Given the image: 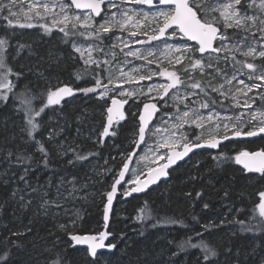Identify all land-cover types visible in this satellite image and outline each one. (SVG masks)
<instances>
[{
	"label": "trees",
	"instance_id": "16d2710c",
	"mask_svg": "<svg viewBox=\"0 0 264 264\" xmlns=\"http://www.w3.org/2000/svg\"><path fill=\"white\" fill-rule=\"evenodd\" d=\"M57 32L48 36L40 34L41 37L11 35L6 39L7 64L14 73L21 74L8 76L14 85L13 92H26L35 110L38 99L45 98L49 87L65 84L80 91L95 86L96 79L104 81L102 66H83L79 56L70 49L73 37L69 34L60 39ZM95 41L107 46L106 39ZM20 45L24 47L19 48ZM255 63L263 62L256 60ZM208 71L212 69L206 68L203 74L195 73L192 79L185 80V85L189 89L194 80L200 81L207 96L199 89L196 91L202 103L209 104L206 109H221L225 104L208 87ZM8 95L6 102L0 100V256L9 253L7 264H204L200 248L189 246L181 250L178 247L189 238L193 244L202 239L217 250L218 257L212 264H264V219L257 207L259 193L264 192V173L247 174L234 160L238 151H264V138L229 142L216 153L199 152L145 195L125 202L118 199L109 226L115 251L91 259L83 249H74L68 236L71 233L96 234L103 225L105 195L124 163L120 156L133 149L131 141L135 139L138 114L132 115L131 101H128L126 119L114 126L106 141L100 138L92 142L104 127L106 109L94 94L81 93L54 105L51 110L45 109L37 118L40 127L33 135L45 142L49 163L45 167L42 162H33L26 177L29 186H26L19 180L25 166L10 163L7 151L32 154L34 161H41L42 156L27 133L11 125L12 115L8 109L19 105V101L12 93ZM142 104L143 100H139L135 107L141 108ZM49 115H54L58 123L52 122V125ZM17 119L18 126L24 128L23 112H19ZM51 126L55 139L49 141L47 133ZM57 126L58 134L54 130ZM252 128L248 125L243 132ZM186 133L190 141L198 142L192 128H187ZM61 142L63 147H60ZM76 154L87 158L78 160ZM213 157H221L222 162L218 164ZM11 159L15 161V155ZM13 165L19 170L11 171L9 168ZM61 177L65 187L70 177L77 185L87 184V178L91 182L87 185L89 189L83 191V198L68 201L81 212L71 227L64 220L63 207L66 206L63 202H57L59 207L49 206L47 212L41 208L43 193L47 192V199L53 201V190ZM32 188L39 190L33 192ZM141 210L146 215L138 220ZM197 233L202 236L198 237Z\"/></svg>",
	"mask_w": 264,
	"mask_h": 264
},
{
	"label": "snow or ice",
	"instance_id": "6c2138e0",
	"mask_svg": "<svg viewBox=\"0 0 264 264\" xmlns=\"http://www.w3.org/2000/svg\"><path fill=\"white\" fill-rule=\"evenodd\" d=\"M16 0H9L7 5L0 3V12L4 10V8L8 9V16L3 17L4 19L8 20L9 25L13 23L11 17L15 16L16 13L12 11V5L15 4ZM129 3L137 4V5H154V0H127ZM108 6L110 7H119L116 5L113 0H107ZM217 7L209 9V12H218V16L211 15L210 18L207 15H198L199 13L205 12L203 8L202 2H198V0H156L155 7L158 9L155 12H152L151 18L152 21L155 22L156 28L152 29L153 34L148 36L147 41L145 40H137L136 43L146 44L150 41H158L162 37L168 38H177L179 37L181 40L187 38V41H194L198 47L185 43L180 45H172L167 44L165 41V55L171 52L180 53L179 56L175 57V63L180 64L183 60L187 59L189 64L186 66L185 70H199L202 74L204 73L206 68L214 69V71L221 75L224 79V82L228 85H231L233 80H237L239 75H247L249 79H256L264 82V63L257 64L255 61L259 58L264 60V0H227L225 3H220L219 0H216ZM105 4V0H71V4L62 3L60 4L61 11L65 12L66 9L74 6L76 9H89L90 13L83 16L81 19L80 16L70 17L66 12L63 18L58 21V23L65 24L74 19L75 22L72 23V28L77 29V25L81 28H84L85 31L79 32L80 36H85L86 38H95L97 40L100 39V33H107L111 30L113 26H119L121 28L124 27V24L128 23L129 21L133 20V17L136 16L137 10L132 9L131 14L128 12L121 11L120 15L123 16L125 19L123 21L116 20L115 17L117 13H112V21H106L105 24H101L95 31L91 29L94 27L90 23L92 19V14L100 15L101 14V5ZM159 5H165V8H159ZM47 5H44L45 10H47ZM245 8L248 9H256L258 10L255 14L249 15ZM195 9V10H194ZM144 18H148V13H144ZM221 22L223 23V30L220 28ZM24 25H21L23 27ZM31 26V25H28ZM228 29H236L237 31L232 32L231 34L228 32ZM171 30V31H169ZM60 31L64 32L65 36H68L69 33L65 31V28H61ZM75 34V33H73ZM143 35H147L146 32L142 33ZM132 36H136V32L131 33ZM250 41V42H249ZM6 45L7 40L0 38V100L7 101L9 99V93H12L13 97L19 101V105L17 106V112H23L24 114V121L25 127L21 129V131H25L29 138L30 142L35 143L36 151L41 153L42 160L41 161H34V157L32 154L25 155L23 152L13 153L10 149L7 151L6 158L9 160L10 163H16L18 165H24L23 172L19 177L20 181H23L26 186L28 185V181L26 179L28 172L30 170L31 164L33 162L36 163H43L45 167L48 166L49 163V150L45 145V142L41 139H36L33 135L34 132L40 127L39 122L37 121V117L41 116V113L45 111V108L59 104L61 99L64 96H71L73 94V89L69 87H61L56 89L55 91H49L47 95V103L39 108V110H35L32 107V98L26 92L21 93H14L13 92V82L8 79L10 74L14 75H21L20 73H14L12 68L8 66L6 57ZM116 45H113L115 47ZM24 45H20L19 48H23ZM124 47H129L127 43H124ZM75 51L80 53L81 58L86 66H91L95 64L97 68L101 67V64H107L109 61H98L93 57L94 51H102L99 46H92L89 45L87 49H82L74 45ZM19 52V49L17 50ZM123 51V48L121 49ZM189 52L195 53L199 52L201 54L200 58H195L193 56L187 55ZM208 54V59L205 60L204 54ZM216 53L217 55L214 57L216 64L213 63L212 54ZM85 54H87V58L84 59ZM237 54L239 56L244 57V59H238ZM107 55V53H105ZM115 55V53H113ZM148 56H152L153 53L148 51ZM125 56L135 57L137 59H147L139 50H129L125 53ZM223 60L225 64H231L234 72L233 75L229 78L223 72V70L218 67L219 61ZM149 64L152 63L151 60L147 61ZM245 69L248 71L245 72ZM136 71V70H133ZM87 72V67L85 69ZM259 73V74H257ZM160 75L167 76V78L171 81L168 84H162L158 87L163 90L164 94L169 92V89L175 88L178 84L183 83L180 78L177 76L175 72H167L162 71L159 73ZM121 75H127L126 73L121 72ZM157 75V73L153 72L151 75H139V80H150L152 76ZM79 77V74L77 76ZM135 77L128 76L126 82L131 83ZM189 79H192L189 77ZM109 83H112L111 78L109 79ZM237 83L242 85L241 88H237L236 91L243 92L244 96L248 95V92H251L253 88L261 87L260 84L254 85H247L243 80H237ZM208 87H211L212 91L219 92L221 95H227L225 92L222 91L224 85L212 86L210 82H207ZM103 87L104 91L99 93V97L103 99L107 96L108 92L111 89L108 88L107 85H102L100 79H96L95 87H88L80 89L85 94L88 93H95L97 88ZM192 89H199L201 93H204L207 96V92L205 91L204 86L200 81H193L190 84ZM246 88L247 91H243ZM154 89L149 87L148 91L152 92ZM121 96L133 95L132 92H120ZM192 95H196L195 92ZM163 98V96H161ZM262 101H264V96L260 97ZM213 104L215 101H211ZM254 102V101H253ZM127 103L126 100H118L112 98L111 106L107 107V125L104 126L103 132L101 133V137L109 135V130L111 125L113 124L116 118L123 119V113L121 112V108L123 105ZM209 104L207 102L201 103V108H207ZM245 107L250 108L251 104L248 101H245ZM144 112L140 114V121L141 125L139 128V141L136 143L139 145L140 142L144 140L145 137V130L148 124V120L150 119L153 112L157 110V106L154 103H145L144 104ZM264 115V113H262ZM194 117V118H193ZM181 125L187 120H191L192 123H197V121L201 120L202 117L196 114V111L193 110L190 114L189 111H184L182 113ZM213 119L212 115L208 116V120L211 121ZM237 121H239L240 117H235ZM253 119L255 116L253 115ZM198 126H202L199 125ZM228 125H225L227 128ZM260 132H264V126L259 128ZM247 136H255L257 134L256 131H248L246 133H242L241 131L237 130L234 132L235 136L241 135ZM55 139V134L50 132L48 136V140L52 141ZM199 139V138H197ZM227 139V137H225ZM209 148L215 149L219 144V140L215 137H211L205 141ZM175 146V141L169 143L164 142L160 144V147L164 148H172ZM203 145L200 143H183V151L182 152H173L170 154L167 159L168 163L163 165L158 171H153L150 169L149 171V179L147 183H142L137 178L134 181H130L129 183H135L136 186L131 188L128 191L124 192V196H130L132 193L140 192L143 190L144 187H147V184L154 183L158 180L161 176L167 175L165 169L168 168L170 165L175 164L177 160L182 159L184 156L188 155L189 152L193 150V148H200ZM60 147H63V142H61ZM74 151V150H73ZM66 154V153H65ZM15 155V161H12V157ZM87 157L81 156L76 154V159L83 160ZM131 155H129L128 159H131ZM215 160L218 161V164L222 162L221 157H213ZM235 163L238 165H242L244 170L247 172L253 173H264V151L249 153L247 151H241L234 157ZM69 163H73L72 160H69ZM128 170V164L125 163L123 169L119 172L118 178L115 179V182L111 186V191L107 192V204L104 207V220L105 222L108 221L109 218V210L113 202V198L117 193V185L121 184V181L125 177V172ZM6 182V181H5ZM38 188H32L33 192L38 191ZM75 191V187L69 192V196L72 195V192ZM16 195V192H13V196ZM44 196H47V192L43 193ZM197 196H200V193H197ZM260 203L258 204L259 214L260 216L264 217V192L259 193ZM23 196H21V200H23ZM30 203V201H29ZM55 205L59 207L60 205L56 201H50L48 199H44L43 203L41 204V208L47 212L48 207ZM205 208L208 207L207 204L204 205ZM144 210H141V215L138 216L136 219L141 220L145 218ZM170 223H175V221H168ZM241 225L243 226V222L240 221ZM64 226L61 225V228ZM107 227V223L105 224ZM248 230V229H244ZM109 233L107 232H100L98 236H79V235H72L71 239L76 244H86L88 246L89 255L95 258L98 255L97 250L105 248L106 245L104 241L107 239ZM198 237L202 236V233L196 234ZM191 239L189 238L186 241H183L178 247L183 250L185 247H193V248H200L203 253V262L204 264H212L213 259L218 257V252L215 248L209 246L206 242L202 239L199 243H191ZM107 247L112 249L115 247L113 244H108ZM175 255V253H174ZM9 253H5L4 256H0V264H7Z\"/></svg>",
	"mask_w": 264,
	"mask_h": 264
},
{
	"label": "rangeland",
	"instance_id": "374dc122",
	"mask_svg": "<svg viewBox=\"0 0 264 264\" xmlns=\"http://www.w3.org/2000/svg\"><path fill=\"white\" fill-rule=\"evenodd\" d=\"M113 2L119 7H110L107 4L105 6V12L99 20H95L92 16V19L90 20V23L94 25V27L91 29L92 31H95L96 28H98L101 24H105L106 21H112V13H117L115 19L120 21H123L125 19L120 15L121 11L131 14L130 10L135 9L137 10L138 14L133 17L132 21L124 24L123 28L119 26H113L111 27V30L109 32H101L100 39H106L107 46L105 47L96 42L95 40L97 39H95L94 37L86 38L85 36H80L79 32L85 31V29L81 28L79 24L77 25L76 29L78 30V32H75V29L72 28V23L75 22L74 19L70 20L67 25L58 23V21L63 18L65 12L70 17L74 18L75 16H80L81 19H83L84 15L89 14L77 13L73 11L72 7L66 9L65 12H62L60 4L67 3L70 5L68 0H16L15 4L12 5V11L15 12L16 15L11 17L13 21L11 25H9L8 20L3 18L9 15L8 9L4 8V10L0 12V38L8 39L11 35L21 36L24 34H33L37 35V37H41L40 34L48 36L53 32L58 31L59 33L57 32L56 36L57 38L61 39L65 34L64 32L60 31V29L63 27L66 31L68 30V28H70L69 34L73 37L72 40L74 39L70 46V49L72 52L79 56V60L83 66L86 65L84 64L80 53L75 51L74 45L81 47L82 49H87L89 45L99 46L102 51H94L93 57L101 62L104 60L109 61V63L101 65L104 74V81L101 84L107 85L108 88L111 89V91L108 92L107 96H105L103 99L99 97V93L104 91L103 87L97 88V91L95 93H88L87 95L94 94L98 102L105 105L106 109L109 105V101L114 97L120 100H126L127 102L131 101V105L129 107L132 110V115L138 114L141 109L135 107V104L138 103L139 100H143V104L146 102H154L157 106L160 107L161 113L158 117V120L150 128L147 134L145 145L134 160L133 166L128 176V181L124 185L122 193L130 190V188L133 186L134 183H129L130 181H134L137 178L141 179L148 171H150V169L161 166L165 162L167 152L169 150H180L183 143L185 142H188L190 144L193 143L192 141H190V138L186 133L187 128H192L193 132L196 133V139L199 138L197 139V143H200L205 142L211 137L219 139L230 136L237 130L245 133L243 132V130L248 125H250L251 128L253 127L252 131H259V128L264 126V115H262V113H264V101H262L260 98L261 96H264V82L256 79H249L247 75H239L237 77V80H243L245 84L249 86L254 84L261 85V87L259 88H253L251 92H248L247 96H244L243 92L238 93L236 91L237 88L242 87V85L237 83V80H233L232 84L228 85L224 82L222 76L218 75L214 71V69H212V71H208L207 78H209L212 86H218L221 84L224 85L222 91L227 95H221L219 92L215 93L218 96V100L225 105L224 107H221V109L217 110L201 108L200 104L202 103V100L196 89H188L185 85V80L187 78L192 77L195 73L200 74L201 72L198 69L194 71H186L185 68L189 64V61L187 59L183 60L180 64H176L175 57L179 56L180 53L171 52L167 55L163 54L165 53V41L167 44L178 46L185 43V40H181L179 37L173 39L166 36L161 41H150L146 44L136 43L137 40L147 41L148 36L153 34L152 29L156 28V24L152 21L151 14L158 9L156 7H142L137 4L129 3L127 2V0H113ZM198 2H202L203 8L205 9V12H198V15H207L209 18L211 15H219L218 12L208 11L209 9L218 6L216 0H198ZM219 2L222 4L227 2V0H219ZM0 3L7 5L9 3V0H0ZM44 5L48 6L47 10H45ZM245 11H247L249 15H252L255 14L258 10L245 8ZM144 13H148L147 19L144 18ZM21 25L24 26L21 27ZM220 28L221 30H223L222 22L220 24ZM228 30L236 31V29ZM71 32L75 34H72ZM132 32H136L137 35L132 36ZM143 32H146L147 35H143ZM124 43H127L129 47L125 48ZM187 44L197 47L196 45L189 42H187ZM113 45L116 46L113 47ZM122 48L123 51H121ZM130 49L133 51L139 50L145 57H147V59H137L135 57L125 56V53ZM148 51H151L153 55L148 56ZM105 53H107V55H105ZM113 53H115V55H113ZM187 55H194L195 58L201 57L198 52H195L194 54L189 52ZM216 55V53L212 54L214 64H216V61L214 59ZM204 57L205 59H208V54L204 55ZM237 57H239V59H244V57L239 56V54H237ZM86 58L87 54H85L84 59ZM148 60H151L152 63L149 64L147 62ZM257 60H261L264 63V60L262 59L258 58ZM93 65L95 64H92L91 66ZM217 66L223 70L227 77L230 78L233 75L234 69L231 64H225V62L221 60L219 61ZM162 71L175 72L183 83L178 84L175 88L169 89V92L167 94H164L163 90L158 86L162 84L166 85L171 81L167 78V76L159 74ZM121 72L126 73L127 75L122 76ZM153 72L157 73V75L152 76L150 80L141 81L138 79L139 75H151ZM129 75L135 77V79L131 83L126 82ZM110 78L112 80V83H109ZM62 86H65V84L54 85L46 89L45 98L38 99L36 110H39L40 107L47 103V95L50 90L55 91ZM149 87H152L154 90L152 92H149ZM122 91L125 93L132 92L133 95L121 96L120 92ZM243 91L246 92L247 89L244 88ZM76 92L77 96L78 94L83 93L82 91L78 90H76ZM193 92H195L196 95H192ZM161 96H163V98H161ZM246 100L249 104H251L250 108L244 106ZM17 106L18 105H16L15 107L11 106L8 109V111L12 115V119L10 122L11 125L15 126L16 128L18 127L22 129L20 126H18L19 123L17 116L19 115V113L16 111ZM53 106L54 105H51L45 109H50ZM106 109L103 113L104 120L106 118ZM193 110H195L196 114L202 117V119L197 121V123H192L189 119L187 120V122H184L182 126H179L181 125L180 118L182 117V113L184 111H189L191 114ZM209 115L213 116V119L211 121L208 120ZM253 115L255 116V119H253ZM49 116V122H55L56 124L58 123L57 119L55 120L54 115ZM235 117H240L241 119L237 121ZM15 119H17V121H15ZM198 124L202 126H198ZM226 124L228 125L227 128H225ZM51 128H53V126L49 128L47 136H49ZM54 130H56V134L60 132L58 126ZM102 132L103 128L97 133V137H94V139H91V141L96 142L97 139H100ZM136 136L137 135H135V139L131 141L132 145L136 142ZM173 141H175V146L172 148L160 147L161 143H171ZM239 152L241 151H238V153ZM129 154L130 151L124 152L120 156V158H123V160L125 161ZM18 168V166L13 165L10 166L9 169L13 172H16L17 170H19ZM96 172L100 174V171ZM62 178L63 177H61L59 185H57L53 190V201L63 202L65 204L66 207H63L64 220L66 221L68 226L71 227L74 224L73 220H78V217L81 216V212L79 209L70 206L68 201L72 199L83 198V191L89 189L87 185L91 182L90 178H87V184L78 183L77 185L75 179L70 177V179L68 180L69 185L65 187L63 182L64 179ZM73 187H75V191L72 192V195L69 196V192L73 189ZM16 190L21 191L22 188H17ZM44 199H47V197L43 195L41 201L43 202ZM102 228L103 225L96 234H99ZM84 251L87 253L86 250ZM106 256L107 255L104 256L105 258H101L100 256V258H104L106 260Z\"/></svg>",
	"mask_w": 264,
	"mask_h": 264
},
{
	"label": "water",
	"instance_id": "95a60500",
	"mask_svg": "<svg viewBox=\"0 0 264 264\" xmlns=\"http://www.w3.org/2000/svg\"><path fill=\"white\" fill-rule=\"evenodd\" d=\"M68 1H69V3L71 4V0H68ZM155 2H156V0H154V5H153V6H149V5H146V4H143V5H140V6H142V7H148V8H149V7H150V8H151V7H155ZM107 4H108V3H107V0H105V4H102V5H101V14H100V15L92 14V16H93V18H94L95 20H98V19H100V18L102 17V15H103L104 12H105V6H106ZM165 7H167V6H165V5H159V8H165ZM72 9H73V11H75V12H77V13H90V10H89V9H76L74 6H72ZM169 31H171V30H169ZM164 38H165V37H162V38H161L160 40H158V41H161V40H163ZM184 40L187 41V38H184ZM187 42L196 45V43H195L194 41H187ZM196 46L198 47V45H196ZM198 54L201 56V54H200L199 52H198ZM204 55H207V53H205ZM62 87H69V86H66V85H65V86H62ZM69 88H71V87H69ZM72 89H73V88H72ZM76 95H77V92H76V90L73 89V94H72L71 96H64V97L61 99V101H60L59 104L64 103V102H66V101H69V100L73 99ZM114 98H115V97H114ZM115 99H118V98H115ZM118 100H120V99H118ZM111 101H112V99L109 101V105H108V107L111 106ZM146 103H154V102H146ZM144 104H145V103H144ZM144 104L142 105V107H141V109H140V111H139V113H138V116H137V134H136L137 136H136V142L139 141V128H140V125H141V121H140L139 117H140V114L143 113V112L145 111V110H144ZM154 104H155V103H154ZM127 106H128V103H125V104L123 105V107L121 108V112L123 113L124 118H123V119L116 118V119L114 120L113 124H112L111 127H110L109 135L104 136V137H101V140H102V141H106V140L110 137V134H111V132H112L114 126H115L117 123L122 122V121H124V120L126 119V109H127ZM156 106H157V105H156ZM160 112H161V109H160L159 106H157V110H156L155 112L152 113L150 119L148 120V124H147L146 130H145V137H144V140H143L142 142H140L139 145H138L136 142L134 143V145H133V149H132V151H131L130 154H129V155H131L132 158H131V159H128V157H129V155H128V157L126 158V160L124 161L123 165L121 166V168H120V170H119V172H120V171L123 169V166H124L125 163L128 164V170L125 172V177H124V179L121 181V184H120V185H117V193H116V195H115L114 198H113V202H112V205H111L110 210H109V218H108V221H107V222H105V220H104V207H105V205L107 204V195H105V204H104V207H103V216H102L103 228H102L101 232H107V233H109V235L107 236V239L104 241L106 247L97 250L98 255H100V254H102V253H109V254H110V253H113V252L115 251V247L112 248V249H109V248L107 247V245H108V244H113V243L111 242V235H110V232H109V226H110V223H111V217H112V214H113V209H114L115 204H116V202H117L118 199H121V201L125 202V201L129 200L131 197H135V196H143V195H145V194H146L147 192H149L150 190L157 188L161 183L167 181L168 178H169V175H170V172H171V171H173V170H174L176 167H178L179 165H182V164H184L185 162H187L192 156H194L195 154H197V153H199V152H211V153L214 152V153H216V152L219 151L220 147H222L223 145H225L226 143H229V142H236V141H250V140H255V139H259V138H264V132H260V131H256L257 134H256L255 136H251V137H250V136H247V135H243V134H242L241 136H235L234 134H232V135H230V136H226L227 139H225V137H224V138H219V139H217V140H219V144L217 145V147H216L215 149H213V148H209L205 142H200V144L203 145L202 147H200V148H193V150H192L191 152H189L188 155L184 156L182 159L177 160L175 164H172V165H170L168 168H166V169H165V172L167 173V175L161 176V177H160L158 180H156L154 183L147 184V187H144L142 191L132 193L130 196H127V197H126V196H124V193H122L123 187H124V185H125V184L127 183V181H128V176H129V173H130L131 168H132V166H133L134 160H135L136 156L139 154L140 150L144 147L145 142H146V138H147V134H148L150 128H151V127L154 125V123L156 122V120H157V118H158ZM105 125H107V111H106V118H105V121H104V126H105ZM103 128H104V127H103ZM182 151H183V147H182L180 150H178V149H172V150H169V151L167 152V157H168L170 154H172L173 152H182ZM260 151H263V150H255V151H253V152H249V153H255V152H260ZM167 157H166L165 162H164L161 166L156 167V168H153V169H151V170H153L154 172H155V171H158L163 165L167 164V163H168V159H167ZM237 166H238L242 171H244V172L247 173V174H250V175H259V174H261V173L247 172L246 170H244V168H243L242 165H238V164H237ZM118 175H119V173H118ZM118 175L116 176V178H118ZM116 178H115V179H116ZM115 179H114V181L112 182V184L115 182ZM148 179H149V171L145 174V176H144L143 178L139 179V181L142 182V183H147ZM111 186H112V185H111ZM135 186H136V184L134 183L133 186H132L131 188H133V187H135ZM131 188H130V189H131ZM109 191H111V187H110ZM106 194H107V193H106ZM263 219H264V217H263ZM106 223H107V227H105V224H106ZM72 235H79V236H98V234H70V235L68 236V240L71 242V245H72V247H73L74 249H83V250H86V251H87V254H88V256H89V258H91V259H95V258H97L98 255H97L95 258H93V257H91V256L89 255V252H88V246H87L86 244H76V243L71 239V236H72ZM113 245H114V244H113Z\"/></svg>",
	"mask_w": 264,
	"mask_h": 264
},
{
	"label": "flooded vegetation",
	"instance_id": "af4514ba",
	"mask_svg": "<svg viewBox=\"0 0 264 264\" xmlns=\"http://www.w3.org/2000/svg\"><path fill=\"white\" fill-rule=\"evenodd\" d=\"M127 108H128V106H127ZM126 112H127V109H126Z\"/></svg>",
	"mask_w": 264,
	"mask_h": 264
}]
</instances>
